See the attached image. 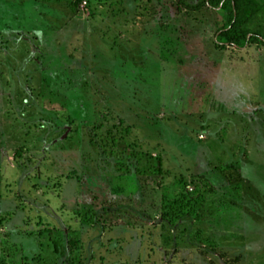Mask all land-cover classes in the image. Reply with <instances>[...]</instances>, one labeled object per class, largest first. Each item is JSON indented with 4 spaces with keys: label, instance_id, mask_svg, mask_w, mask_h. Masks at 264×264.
I'll list each match as a JSON object with an SVG mask.
<instances>
[{
    "label": "rangeland",
    "instance_id": "374dc122",
    "mask_svg": "<svg viewBox=\"0 0 264 264\" xmlns=\"http://www.w3.org/2000/svg\"><path fill=\"white\" fill-rule=\"evenodd\" d=\"M202 1L0 0V264H264V47Z\"/></svg>",
    "mask_w": 264,
    "mask_h": 264
},
{
    "label": "trees",
    "instance_id": "16d2710c",
    "mask_svg": "<svg viewBox=\"0 0 264 264\" xmlns=\"http://www.w3.org/2000/svg\"><path fill=\"white\" fill-rule=\"evenodd\" d=\"M204 8L224 13L225 24L218 30L215 37L219 49L231 47L244 50L253 45L264 47V33L255 34L247 29L251 17L264 12L263 4L256 0H203L196 6H186V9L192 12H198ZM91 137L96 139L97 135L93 134ZM179 203L174 202L173 205ZM171 208L173 213L164 214L163 219L173 223L181 217L184 208L180 206L174 211L173 206Z\"/></svg>",
    "mask_w": 264,
    "mask_h": 264
}]
</instances>
